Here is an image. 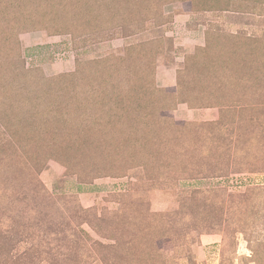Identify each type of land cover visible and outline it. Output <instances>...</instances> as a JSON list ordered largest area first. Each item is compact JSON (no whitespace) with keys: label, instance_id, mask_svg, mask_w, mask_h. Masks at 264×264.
Instances as JSON below:
<instances>
[{"label":"rangeland","instance_id":"obj_1","mask_svg":"<svg viewBox=\"0 0 264 264\" xmlns=\"http://www.w3.org/2000/svg\"><path fill=\"white\" fill-rule=\"evenodd\" d=\"M0 264H264V0H0Z\"/></svg>","mask_w":264,"mask_h":264}]
</instances>
